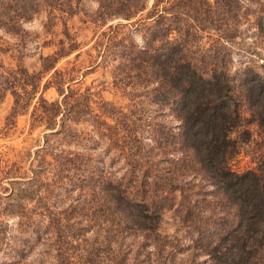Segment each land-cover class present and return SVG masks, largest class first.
<instances>
[{
  "label": "trees",
  "instance_id": "trees-1",
  "mask_svg": "<svg viewBox=\"0 0 264 264\" xmlns=\"http://www.w3.org/2000/svg\"><path fill=\"white\" fill-rule=\"evenodd\" d=\"M79 1L0 0V28L18 38L14 66L3 61L7 47L0 43V102L9 92L5 118L31 106V124L43 123L48 134L69 135L71 122L88 118L93 131L106 125L107 137L120 130L117 157L126 167L92 188L90 206L78 191L66 208L36 221L17 189L13 213L22 217L6 241L0 226V264H264V147L254 165L231 166L240 143L252 138L244 123H254L264 140V0H97L96 9L81 11L83 20L118 19L95 30L83 50L86 42L66 23L81 10ZM40 11L44 32L56 33L60 20L62 36L50 53L38 55L39 68L28 71L20 62L21 25ZM73 51L67 65L55 66ZM103 61L111 64L112 85L129 98L125 108L88 86H71ZM48 86L53 99L42 94ZM163 116L173 120L166 128ZM35 154L29 188L45 168L55 179L65 177L68 190L79 186L73 156L59 151L50 161ZM26 195L43 206L42 195ZM168 224L173 233L165 231ZM38 242L45 249L36 261L35 254L26 260Z\"/></svg>",
  "mask_w": 264,
  "mask_h": 264
},
{
  "label": "rangeland",
  "instance_id": "rangeland-1",
  "mask_svg": "<svg viewBox=\"0 0 264 264\" xmlns=\"http://www.w3.org/2000/svg\"><path fill=\"white\" fill-rule=\"evenodd\" d=\"M106 0H103L102 4H105ZM99 2L97 0H80L78 3L81 9L77 14L66 17V23L69 26V30L77 31V40L86 42L82 44L81 50L89 47L92 43L90 37L95 30L106 29V26L110 22L116 21L117 17L106 19L103 24L91 22L89 20H83L82 10L92 11L96 9ZM44 20L43 12L40 11L37 17H33L30 20L22 22V40L23 45L21 46V59L20 62L24 65L28 71H33L39 68V54L50 53L54 49V42L62 34L58 32L61 29L60 20L57 21L56 25L53 26V32H44L42 22ZM45 40L48 43H42ZM18 43V38L15 35L8 34L0 28V43L7 47V50L1 57L5 64L14 66L16 64V51L13 48L14 43ZM74 51L70 54L60 57L55 66L67 65L66 60H71ZM254 56L253 53H250ZM235 58V54H232ZM78 59H83L81 62V68L84 70L87 68L88 61L85 58V54L82 53ZM234 63V61H233ZM110 62H97L93 68L86 72L84 75H77L75 82L71 84L72 87L79 88V91H83L84 87L88 86L89 90L98 91L103 100L111 101L116 106H122L125 108V104L129 102L128 96L122 92L121 89H117L112 85ZM49 72L45 73L41 77L40 83H42L48 76ZM42 94L48 98L53 99L56 97V92L53 86L46 87ZM95 97V95H94ZM94 111H96L95 102L90 101ZM11 105V95L6 92L3 100L0 102V226L4 228L5 234L3 241L11 237L15 223L22 217L21 215H15L13 208L15 207L17 189H20L25 195L19 199L25 209L31 210L30 215L32 220L36 221L40 215H47L50 212L63 210L68 206L70 199H75L77 192L80 191L82 201L90 206L94 199L92 188H96L97 184L102 180H107V174H116L119 176L124 170L126 165L124 164L120 156L117 157L118 148L122 140V132L116 131L111 137H107V126L101 124L100 132L93 131L94 126L91 120H79L71 122L70 127L73 128L71 134L62 135V133L48 134L49 129L44 128V124L32 125L29 118L28 107L27 112L17 113L14 117L5 118ZM242 114L248 116V112L245 107H242ZM159 120L163 127L173 121L170 116L159 117ZM105 121L109 124H113L114 121L106 117ZM249 129L253 131L252 138L246 143H240V152L235 159L231 162L233 169H243L250 167L255 163V156L262 151L264 147V140L260 135L256 134V126L254 123H244ZM45 132V133H44ZM105 134V135H104ZM109 146V147H108ZM37 153H45L47 160H52L51 155L62 151L74 157L77 165L75 173L81 178L77 181L78 187H74L68 190L69 185L65 184V177L61 180L55 179L52 175L51 169H41L38 175V181L29 188L28 177L31 174L30 162L34 159ZM28 193L37 192V194L43 197V206L37 205L35 197L32 195L27 197ZM69 194V196L67 195ZM71 199V200H72ZM34 208V209H33ZM42 212V213H40ZM46 221V219L44 218ZM93 227L84 230L82 236L89 235ZM167 233L174 232V226L168 224L165 226ZM45 245L41 243L34 244L26 260H29L33 256V261H36L37 254L42 252ZM139 259L143 258L145 249H139ZM1 256V249H0ZM4 256V255H3ZM180 256L176 254L175 259ZM203 255L197 256L196 260L200 263ZM8 260V256H6ZM51 259L47 258L45 262H50Z\"/></svg>",
  "mask_w": 264,
  "mask_h": 264
}]
</instances>
